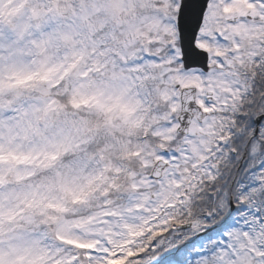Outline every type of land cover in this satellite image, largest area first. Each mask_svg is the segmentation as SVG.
<instances>
[{"label": "snow or ice", "instance_id": "6c2138e0", "mask_svg": "<svg viewBox=\"0 0 264 264\" xmlns=\"http://www.w3.org/2000/svg\"><path fill=\"white\" fill-rule=\"evenodd\" d=\"M0 264H264V0H0Z\"/></svg>", "mask_w": 264, "mask_h": 264}]
</instances>
